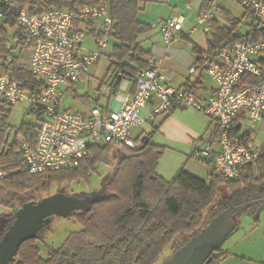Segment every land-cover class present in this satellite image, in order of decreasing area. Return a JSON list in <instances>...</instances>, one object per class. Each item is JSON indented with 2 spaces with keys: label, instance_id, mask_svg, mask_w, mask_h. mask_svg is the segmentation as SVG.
Wrapping results in <instances>:
<instances>
[{
  "label": "built area",
  "instance_id": "1",
  "mask_svg": "<svg viewBox=\"0 0 264 264\" xmlns=\"http://www.w3.org/2000/svg\"><path fill=\"white\" fill-rule=\"evenodd\" d=\"M4 1L17 12V34L24 41L22 50L29 48L26 66L34 84L33 89L23 87L8 69L0 74V128L9 108L19 102H26V112L38 118L36 136L20 140L29 172L78 166L94 156L99 144L138 147L143 135L135 138L133 128L173 108L191 109L215 123L216 139L197 144L196 149L217 174L238 178L245 165L258 157L255 125L264 119V2L236 0L252 11V22L239 41L223 45L210 58L207 71L216 90L208 98H199L186 86L170 84L163 58L152 57L149 66L136 73L133 93L128 90L130 76L122 69L115 72L118 91L111 99L119 106L95 105L83 113L63 107V88L79 81L110 43L114 19L109 1L74 8L45 6L38 12H31L17 0ZM215 8L212 4L201 10L189 32L198 28L210 32ZM4 16L0 9V21ZM185 22L183 14L161 20L163 41L171 43L187 34ZM88 34L96 49L85 46ZM11 61L12 57L5 58L2 65L8 68ZM149 104L151 108L142 116L141 110ZM237 118L241 119L240 127L234 133ZM245 119L249 125L244 128ZM4 176L1 171L0 177Z\"/></svg>",
  "mask_w": 264,
  "mask_h": 264
},
{
  "label": "trees",
  "instance_id": "2",
  "mask_svg": "<svg viewBox=\"0 0 264 264\" xmlns=\"http://www.w3.org/2000/svg\"><path fill=\"white\" fill-rule=\"evenodd\" d=\"M98 1L33 0L29 10L38 12L45 6L83 7ZM108 1L114 19L112 39L116 41L114 55L117 57L112 63L114 80L110 97L118 91L116 81L119 78L115 75L118 69L135 81L136 73L149 66L151 53L142 46L140 36L151 32L153 27L139 19L143 0ZM212 4L211 0L205 1L202 10L210 8ZM0 9L5 15L0 21V64L3 59L12 57L8 71L23 83V87L33 89L32 73L20 62L19 54L13 53L14 48L23 49L24 41L15 33L13 38H17L18 42L12 48L10 43L13 38L4 26H17V12L6 6L5 1L0 4ZM247 10L252 16V11ZM226 16L232 27L221 23L216 17L212 21L210 57L223 45L236 43L241 37L235 32L240 19L229 14ZM8 44L10 47H7ZM194 50L198 53L203 51L198 47ZM12 109L13 106L7 111L3 127L0 128V172H5V176L0 177L1 204L17 208L26 201L46 196L49 193L43 195V192H48L53 185H70L78 180L88 183L92 175L98 172V166L109 164L115 150L117 152V162L105 181L106 186L100 197L87 208L69 216L81 225V229L72 232L61 246L51 248L48 255H44L38 239H42V235L49 230L50 225L46 226L37 237L21 244L12 264H157L173 240H177L175 251L207 224L206 210L219 196V183H225L232 196L241 198L244 190L250 188L253 193L260 184H264V148L260 149L257 158L245 165L238 178L221 176L213 169L209 180L185 169H181L172 179L163 177L157 172V166L165 146L152 141L159 125L147 134L150 140L142 149L140 146L131 148L111 142L99 144L94 148V156L82 160L78 166L31 173L20 151V140L34 138L38 132V122H22L16 127L13 141L6 140L5 130L8 126L12 127L9 122ZM239 120L237 118L233 123L234 133L240 127ZM216 137L217 134L213 133L212 139ZM203 160L209 165L206 158ZM227 204L228 201L223 199L212 215ZM230 255L220 247L211 254L207 264H220Z\"/></svg>",
  "mask_w": 264,
  "mask_h": 264
},
{
  "label": "rangeland",
  "instance_id": "3",
  "mask_svg": "<svg viewBox=\"0 0 264 264\" xmlns=\"http://www.w3.org/2000/svg\"><path fill=\"white\" fill-rule=\"evenodd\" d=\"M72 1V0H66ZM216 4H223L227 8H230L234 11V13L238 16L243 14L245 7L237 2L236 0H216ZM202 0H150L147 4L148 8H160L163 14L166 12L167 14L174 10L176 14H183L186 17L185 24L190 20V22H195L192 26L194 27L197 24V16L199 7ZM175 5H178L177 8ZM67 7V6H63ZM143 11V10H142ZM151 12V11H150ZM175 14V13H174ZM151 15V14H150ZM142 14L140 15V19ZM154 16V15H153ZM157 16V15H155ZM173 16V15H172ZM171 17V16H170ZM151 21L156 20L155 17H150ZM152 23V22H151ZM158 23V22H156ZM154 24L153 31L142 34L140 36V40H142V44L144 47H149L153 42H164L162 35L160 33L159 25ZM248 25L243 24L239 29L244 31H248L250 28V22ZM250 23V24H249ZM184 24V25H185ZM5 28L9 31L10 35L13 38V35L18 30L17 26L11 27L9 25H4ZM185 32H189V30H185ZM195 33H192L191 36L196 34L202 33L204 34V30L198 28ZM93 37L91 35H87L85 40V46L91 49H96V44L92 41ZM14 45L17 44L18 39L13 38L11 40ZM116 41L111 39L110 43L102 49V56L93 64L88 72L83 74L79 81H77L69 91H64V95L62 98V105L63 107L88 112V109L91 105H100L103 106L107 103L108 96L111 92V83L114 80V61H116L117 57L114 55V45ZM20 48H14V52H18L17 50ZM29 48L26 46L24 48L23 55L28 56ZM18 54V53H17ZM25 64L28 65V57H25ZM7 69L4 65L0 64V74L6 72ZM206 79L208 83L214 81L208 75H206ZM70 88V87H68ZM74 89V90H72ZM28 108V104L26 102H19L13 105V109L9 118L10 125L5 130V139L9 141H13L15 137L16 127L20 126L22 122H39L38 118L35 115L29 114L26 112ZM191 110V109H190ZM144 114V111L141 112ZM208 120L212 121L210 117ZM162 117L159 115L156 119H150L145 121L140 128L135 127L133 128L135 138L139 137L142 133L139 129L146 130V134L153 132L155 126L159 125L161 122ZM155 122L156 124H154ZM213 122V121H212ZM213 124H215L213 122ZM249 125V121L245 119L243 121V127H247ZM209 132L207 133L206 137L203 140H200L199 145L204 144L209 141L210 137L213 133H216L215 126L212 125L211 128L208 129ZM159 129L154 131L153 137L156 144H160V140L158 136H155L158 133ZM141 132V133H140ZM255 143L259 149L264 148V119L258 121L255 125ZM152 140L153 142H155ZM161 145V144H160ZM165 146V145H163ZM171 151V148L168 149L165 146L164 153L162 154L161 158L159 159V163L157 166V172L160 175H164L163 172V163L165 161L166 156ZM172 154V153H171ZM185 159L181 160L180 163H177L172 176H176V174L181 170L185 169L186 171L202 178L205 180H209L211 176V167L206 163L203 159V154H201L197 149L194 153L189 154ZM179 157V156H178ZM180 158V157H179ZM117 162V152L115 150V154L111 157V162L109 164L102 163L98 166V172L94 173L90 178V181L87 183L82 180L73 181L70 185L67 183H63L62 185H53L48 189V192H43V195L46 193H55L58 189H61V192L69 193V194H90L91 192L97 191L102 189L105 181L108 179L110 173L112 172L115 164ZM179 164V165H178ZM162 173V174H161ZM218 192L219 196L214 204H212L206 210V220L207 223L213 217V210L214 208L222 202L223 199L228 201L231 205L240 204L242 201L241 196H232L231 192L229 191L227 185L225 183L218 184ZM254 199H258L257 192H253ZM258 197V198H257ZM262 198V197H261ZM257 205V204H256ZM251 206L249 210H241L234 214L235 221L238 222L239 228L231 233L228 238L223 242L221 248L223 251L230 252L233 255L237 256L239 259L238 262L241 264H263L264 261V207L258 209V206ZM7 210L0 204V222L3 220L4 215L6 214ZM81 225L76 222L71 217H60L54 215L52 217V221L50 223V228L42 235V239H38V244L41 247L42 253L44 255H48L51 248H56L61 246L66 238L74 231L80 230ZM177 245V240H173L170 245L166 248L163 256L159 260L157 264H161L165 259L170 257L173 254L175 246ZM12 264V263H11Z\"/></svg>",
  "mask_w": 264,
  "mask_h": 264
},
{
  "label": "crops",
  "instance_id": "4",
  "mask_svg": "<svg viewBox=\"0 0 264 264\" xmlns=\"http://www.w3.org/2000/svg\"><path fill=\"white\" fill-rule=\"evenodd\" d=\"M17 1L22 6L28 9L33 6V0H17ZM149 1L150 0H143V2L141 3L142 9L139 13V19H140V15L142 14L143 16H141V20L151 24L153 29H154V24L158 22L156 24L159 25V29H160L159 31L162 35L161 20L166 19L172 15H176V12H174V10H171L168 14L166 12L163 14L162 13L163 11L160 8H154V9L148 8L149 6H147V4ZM205 1L207 0H202L198 12L202 10V5ZM211 1L216 6L215 16L218 21L229 27H232L231 22L226 16V14H229L235 19H240V23L236 26L235 32L238 35H242L244 32H246L242 29H239V27H241L243 24L248 25V23L245 22H250V21L252 22V16L250 11H248L245 8L243 14L238 16L234 13L232 9L227 8L223 4H216L217 2L216 0H211ZM3 2L4 0H0V4ZM177 6L178 5H175L176 8ZM151 16L157 19L151 21L150 19ZM194 24L195 22H190L189 20L185 24L186 30H190V28H192ZM194 31L196 30L187 32V34H185L186 36H182L179 39L172 41L171 43H165L162 42L161 40V42L159 41L153 42L149 47L148 46L144 47L143 44L142 46L150 51L151 55L149 59H151L152 57L163 58V68L168 73L167 80L170 84L177 87L186 86L199 98H208L216 90L215 82L214 83L212 82L211 84L208 83L206 79V75L209 76L207 71V66L211 58L209 50L211 49V41L213 40V38L212 40H210V37H212L211 31L208 33L204 32V34L199 33L194 36H191L192 33H195ZM10 44L13 48L14 43L11 41ZM195 47L202 49L203 50L202 53L195 52L194 50ZM17 51L18 52L13 51V53L14 54L18 53L20 57L19 59L20 62L26 65L25 57L28 56L25 55L21 56L22 52H24L23 50L20 51L18 49ZM204 55L208 57H205ZM193 68L196 71H192ZM71 88L64 87L63 89L64 91L66 90L69 91ZM135 88H136L135 81L133 79H130L128 83L129 92L133 93L135 91ZM92 106L95 105H91L90 108ZM109 106H113V107L119 106V103L113 101L110 96L107 99V103L101 107L106 108ZM90 108L88 109V112ZM150 108H151V104H149L146 108H143L141 112L144 111V114L141 115L146 116ZM83 113H87V112H83ZM159 115L162 117V120L159 123V131L155 136H158V138L160 137L159 140L161 145L167 146L168 149L171 148L172 151L169 152L163 163L162 173H164V175L162 176L168 179L170 176H172L176 164L180 163L181 160L185 159L187 156H190L189 154L192 153L193 151L195 153L197 144L200 143V140H203L204 137H206L207 133L209 132L208 129L211 128L212 125L215 126V124H213L212 121L208 120L206 115L197 113L187 108H177L171 112H165ZM157 116L154 119H156ZM153 123L156 124L155 122ZM141 125L135 127L140 128ZM139 131L142 132V133L140 132L141 133L140 135L143 136L146 135V130L144 129V127L143 129L142 128L139 129ZM211 139L212 136L210 137L209 140ZM152 140H154V138ZM156 142L157 141H155V143ZM168 174L171 175L168 176ZM172 178L173 177H171V179ZM237 259L239 258L231 253V255L226 259H224L220 264H241L240 262H238ZM262 263L264 264V261H262Z\"/></svg>",
  "mask_w": 264,
  "mask_h": 264
},
{
  "label": "water",
  "instance_id": "5",
  "mask_svg": "<svg viewBox=\"0 0 264 264\" xmlns=\"http://www.w3.org/2000/svg\"><path fill=\"white\" fill-rule=\"evenodd\" d=\"M149 140V136L144 135L140 149L144 148ZM105 186L106 184L103 185ZM101 191L102 189L82 197L80 194L55 192L37 201L25 202L15 212L14 222L0 240V264L13 262L21 244L37 237L39 232L51 223L52 216L69 217L74 212L87 208L100 197ZM256 204L258 209L264 207V197L251 200L245 197L244 203L227 204L161 264H207L211 254L239 228L234 214L241 210L250 211L251 206Z\"/></svg>",
  "mask_w": 264,
  "mask_h": 264
},
{
  "label": "flooded vegetation",
  "instance_id": "6",
  "mask_svg": "<svg viewBox=\"0 0 264 264\" xmlns=\"http://www.w3.org/2000/svg\"><path fill=\"white\" fill-rule=\"evenodd\" d=\"M103 189V188H102ZM56 192H61V191H56ZM255 192H257V194H258V197L259 198H263L264 197V184H260L258 187H257V189H256V191ZM50 194H52V193H50ZM50 194H46V196L47 195H50ZM243 194H244V196H243V198H242V201H241V203H244V198L245 197H248V199L249 200H251V199H254V197H253V193H252V191H251V189L249 188V189H247V190H244V192H243ZM85 194H82V195H80V197H82V196H84ZM45 197V196H44ZM257 197V198H258ZM43 198V197H42ZM29 201H37V199H32V200H29ZM29 201H26V202H29ZM1 204V203H0ZM24 204V203H23ZM22 204V205H23ZM3 207H4V209H6L7 210V212H6V214L4 215V218H3V220L0 222V240H1V238H2V236H3V234L8 230V228L11 226V224L14 222V219H15V212L21 207H13V206H9V205H5V204H1ZM255 206V205H254ZM256 206H258V204L256 205ZM216 208H218V207H216ZM251 209V208H250ZM248 210V209H247ZM214 211V210H213ZM213 216V215H212ZM53 217V216H52ZM50 225V224H49ZM44 230V229H43ZM42 230V231H43ZM14 262V261H13ZM13 262H10L9 264H11V263H13Z\"/></svg>",
  "mask_w": 264,
  "mask_h": 264
}]
</instances>
